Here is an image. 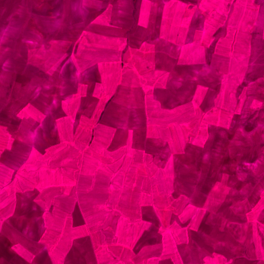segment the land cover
I'll return each instance as SVG.
<instances>
[{"label":"crops","instance_id":"1","mask_svg":"<svg viewBox=\"0 0 264 264\" xmlns=\"http://www.w3.org/2000/svg\"><path fill=\"white\" fill-rule=\"evenodd\" d=\"M0 264H264V0H0Z\"/></svg>","mask_w":264,"mask_h":264}]
</instances>
